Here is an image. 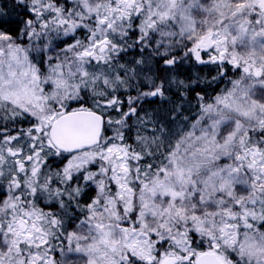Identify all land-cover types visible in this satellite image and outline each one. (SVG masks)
<instances>
[{
	"label": "snow or ice",
	"instance_id": "1",
	"mask_svg": "<svg viewBox=\"0 0 264 264\" xmlns=\"http://www.w3.org/2000/svg\"><path fill=\"white\" fill-rule=\"evenodd\" d=\"M0 264H264V0H0Z\"/></svg>",
	"mask_w": 264,
	"mask_h": 264
}]
</instances>
